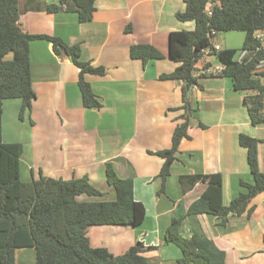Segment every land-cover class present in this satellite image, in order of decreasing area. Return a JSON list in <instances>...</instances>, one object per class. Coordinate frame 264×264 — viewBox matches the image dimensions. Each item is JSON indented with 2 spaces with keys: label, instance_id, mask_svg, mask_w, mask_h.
<instances>
[{
  "label": "crops",
  "instance_id": "1",
  "mask_svg": "<svg viewBox=\"0 0 264 264\" xmlns=\"http://www.w3.org/2000/svg\"><path fill=\"white\" fill-rule=\"evenodd\" d=\"M26 2L21 0L20 18L25 32L79 44L81 60L104 66L106 73L86 74L102 103L87 108L78 85L80 68L71 57L57 53L49 40L31 42L34 124L29 117L19 118L20 99L3 104V140L23 144L21 179L32 181L41 172L66 180L88 175L97 189L107 187L112 201L116 194L107 180V163L112 162L119 176L134 178L135 199L145 205V220L136 226H89L91 245L119 255L141 241L150 247L143 253L148 264H180L181 248L166 240L172 220L185 216L212 181L220 184L225 205L240 193L241 181L254 182L241 133L261 140L259 166L264 170V123L253 125L244 103L251 92L235 89L230 77L219 75L224 66L211 51H204L196 64L198 84L187 95V107L183 81L161 78L178 66L169 56L170 32L196 27L194 20L177 17L186 10L185 0H96L94 16L86 22L76 12L28 9ZM139 43L154 45L163 58L145 65L132 58L131 46ZM217 45L224 48L215 39ZM186 118L188 136L179 144L162 189L158 175L165 158L155 152L172 146L174 131ZM195 174L206 177L184 192L181 177ZM82 195L79 200L90 201ZM250 205V215L229 214L225 224L217 215H199L208 236L225 251L226 264H264V193ZM182 235L191 236L188 218ZM33 249L36 253L32 246L17 248V262L26 264Z\"/></svg>",
  "mask_w": 264,
  "mask_h": 264
},
{
  "label": "trees",
  "instance_id": "2",
  "mask_svg": "<svg viewBox=\"0 0 264 264\" xmlns=\"http://www.w3.org/2000/svg\"><path fill=\"white\" fill-rule=\"evenodd\" d=\"M187 7L179 12V20H194L193 30H174L169 34V56L178 63L162 79L183 81V98L187 107L188 93L198 84L196 64L209 49L224 68L219 73L232 79L237 90L251 92L244 103L251 123H264V71L256 67L264 58L261 43L255 32L264 29V0H218L207 10L213 0H185ZM96 0H59L58 4H46L44 0H27V7L49 12H76L81 22L92 20ZM23 10L21 0H0V264H19L16 249L36 248V264H148L143 254L146 249L139 241L126 252L116 255L106 247H93L87 235L92 225L136 226L145 220V205L135 199L134 178L121 177L107 163V180L116 191L112 201H83L79 196H99L102 192L90 181L88 175L69 180L44 175L25 182L21 179V142L3 140V104L6 99H20L19 118H31L33 101L37 94L33 88L30 44L33 40L46 39L53 42L55 51L71 57L80 68L78 85L83 104L87 108H100L101 101L95 94L86 74L104 75V66H94L81 60L79 44L69 45L59 36L31 34L20 24ZM131 27L129 26L127 30ZM241 31L245 33L241 50H247L242 61L237 60L238 49H216L214 41L219 32ZM132 58L147 64L150 59H161L163 53L150 43L131 46ZM209 64L205 65L207 68ZM189 122L186 118L173 134L172 146L155 152L165 158L158 176L164 182L171 173V166L182 138L188 136ZM259 140L241 133L240 144L247 149L248 162L254 182L241 181L240 193L228 204L223 202L219 183L210 182L202 194L189 206L183 217L174 218L166 232V240L182 250L180 264H226V253L208 236L199 215L214 214L225 224L229 214H251L252 199L264 193V170L259 166ZM264 142V140H263ZM206 177L203 174L181 177L186 192ZM188 218L190 237L182 235L184 220Z\"/></svg>",
  "mask_w": 264,
  "mask_h": 264
},
{
  "label": "rangeland",
  "instance_id": "3",
  "mask_svg": "<svg viewBox=\"0 0 264 264\" xmlns=\"http://www.w3.org/2000/svg\"><path fill=\"white\" fill-rule=\"evenodd\" d=\"M244 38H245V33L241 32V31L219 32L216 34V37H215V39L218 40V42L222 45V47L238 49L236 57H238L242 52L241 48H242V45L244 42ZM24 127L26 128L27 126L24 125ZM99 184H101V183H99ZM99 186H103V185H99ZM109 186L111 187L112 191H115V189L112 185L109 184L108 187ZM98 188L103 191L101 195L91 196L93 198H89L90 196L88 197L87 195H82V196L85 199H89V200L96 199L93 201H110L109 200V194L106 193L107 187L103 186V187H98ZM115 194H116V191H115ZM30 253H31V255L25 261L26 264H34L36 262L35 250L33 249Z\"/></svg>",
  "mask_w": 264,
  "mask_h": 264
},
{
  "label": "built area",
  "instance_id": "4",
  "mask_svg": "<svg viewBox=\"0 0 264 264\" xmlns=\"http://www.w3.org/2000/svg\"><path fill=\"white\" fill-rule=\"evenodd\" d=\"M216 1L218 0H213L210 7L207 9L209 11V13L211 14V8L212 6L216 3ZM255 38L261 43V45L259 46V49H263L264 50V29H259L255 32ZM216 49H219V46L217 45L215 47ZM205 51H210L209 49H206ZM247 50H243L241 52V54L237 57L238 61H242L244 56L246 55ZM257 71H264V58L262 60H260V62L258 63L257 67H256Z\"/></svg>",
  "mask_w": 264,
  "mask_h": 264
}]
</instances>
